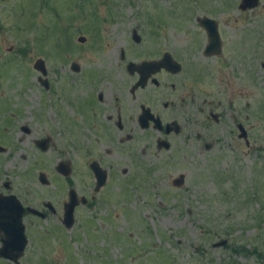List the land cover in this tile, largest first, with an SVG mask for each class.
<instances>
[{"label":"rangeland","instance_id":"374dc122","mask_svg":"<svg viewBox=\"0 0 264 264\" xmlns=\"http://www.w3.org/2000/svg\"><path fill=\"white\" fill-rule=\"evenodd\" d=\"M239 3L0 0V146L5 147L0 191L10 180L27 205L41 209L49 200L58 211L45 221L26 217L30 241L21 264H264V0L250 12H242ZM205 17L221 25L218 57L204 53L209 37L200 19ZM122 51L128 63L158 61L168 52L184 63L185 74L195 69L201 81L191 90L203 100L215 98L224 116L213 131L219 143L200 152L196 141L182 136L174 151L159 154L152 140L149 145L141 140L134 174L113 171L99 204L81 205L73 228L66 229L68 196H60L71 185L56 168L61 162L83 165L81 149L89 145L71 144L85 128L71 108L80 82L71 81L69 67L81 63L86 83L99 74L115 78L113 86L99 88L122 94L118 88L129 82L124 88L131 90L134 81ZM39 59L46 63L49 89L34 67ZM185 74L179 79L188 78ZM239 122L249 130L250 147L238 139ZM47 135L52 141L43 152L36 141ZM135 135L142 138L141 132ZM104 156L110 166L129 164L116 153ZM41 172L50 186L39 181ZM181 175L184 185L174 186ZM69 178L79 196L96 195L94 179L82 166ZM223 241L227 244L215 247ZM0 264L14 263L0 257Z\"/></svg>","mask_w":264,"mask_h":264},{"label":"flooded vegetation","instance_id":"af4514ba","mask_svg":"<svg viewBox=\"0 0 264 264\" xmlns=\"http://www.w3.org/2000/svg\"><path fill=\"white\" fill-rule=\"evenodd\" d=\"M241 3L242 0H240L239 9L242 12H250L256 10L260 6L261 0L256 8L247 10H242L240 8ZM211 20H213L217 25L221 40V50L218 54L212 56H207L205 54V56L218 57L223 53V39L220 34L221 25L216 19L213 18ZM200 26L204 27L201 22ZM249 39H252V36L246 37L242 44L244 43L247 45V41ZM206 47L204 53L206 51ZM166 54L169 53L166 52ZM164 56L162 59L152 63L162 61ZM121 60L126 63L127 72L134 76V78L131 79L132 81L134 80L131 84V90H126L124 88V86L129 82L123 83L120 86L121 88H118V90H123V92H125L122 94L116 93L117 88H108L106 90L99 88V85L109 86L111 84L113 86V84L117 83L115 78L106 76L108 78L102 79L103 75L99 74L97 75L98 77L95 82L86 83L85 78L87 77V74L84 72V66H82L81 63L72 61L69 67L70 73L68 76L70 77L71 81L75 86L76 81L80 82V88H76V91L71 98V108L75 115L82 116V120L78 122H81L82 126L85 128L83 134L75 138V141L72 140L71 144L73 147L77 146L79 148L81 141L84 142V140H87V143H89V145L85 146L84 149H81L84 150V156L86 158L83 165L78 164L77 166H82V170L87 171L93 177L94 191L96 195L79 196L77 191L73 188V182L69 181L71 179L69 176L76 172L77 166L75 165L73 168V163L68 162L67 165L70 168V175L66 177L59 172V163L56 171L64 176L66 178L65 180L71 185L67 195L64 197L60 196V198L63 199L68 196V202H65L63 205L64 214L66 204L71 202L72 191L75 193L77 202V206L74 211L75 215L77 209L81 205L92 206V204L96 202L99 204V200L102 198L103 190L107 186L108 178L110 179L111 175L117 173H113V171L119 169L123 175H128L130 172L134 174V157L137 159L136 151L138 150V144L141 142V140L143 142H147V145H149L150 140H152L153 147L157 148L156 151L159 154L174 151L176 140L182 136H189L188 140L196 141L199 144L200 152H202V147L206 152H209L214 148L215 145L219 143V140L216 137L214 138L213 131H215L214 126L224 123V116L217 110L215 98L211 99V101L210 99L203 100V94L198 95V93L193 92V90L197 89L198 82L201 81L198 75L195 73V69L192 68L188 74H185L187 67L184 65V63L177 62L173 58V60L178 63V65H180L179 72L169 71L168 69L162 67L157 69V71H153L149 78L143 83L141 82L142 73L137 69V67L142 63L139 64L137 59L134 60V72H130L129 65L131 63L126 62L125 52L123 56V51ZM184 74L188 78L184 77L180 80L179 77L183 76ZM76 76L79 77L77 80L75 79ZM188 84L191 86L189 87ZM191 87L194 89L191 90ZM192 109L195 110V113L192 112ZM191 112L194 116H196L195 119L194 117H189ZM198 113L201 114L200 117H198ZM234 119H236V117H234ZM236 124L238 130V133L236 132L238 139L243 141L247 147H250L249 130L246 128L244 123L239 122ZM136 128L139 132H141L142 138L140 139L135 135L136 133H139L138 131L135 132ZM22 130L29 133L28 128H23ZM46 139L50 140V147L52 138L50 135H47L46 137L36 141V145L39 149L40 147L38 146V142ZM101 147H107L106 151H101ZM147 148V146L143 148V156L147 155ZM4 151L5 147L0 146V154ZM104 153H116L118 157L126 158L129 164H126V166L124 165V168H122L123 166L121 167L120 165L112 164V166H110L106 164ZM98 172L106 173V182L102 187H100V189H98ZM132 178L133 179H131V181H134V176ZM177 179L173 181L174 186H183L185 183V177L183 184L180 186L176 183ZM49 183L50 182L48 180L47 184H42L48 186ZM3 185L5 190L0 191L2 193L0 196H16L18 201L25 208L26 212L23 218L25 227V219L28 216L45 221L49 218L50 214H57L58 211L56 210L53 202L49 200L42 202L41 209L29 206L21 201L18 195L12 190L10 180L3 181ZM29 208L36 210L42 215H38L32 211H29ZM26 236L28 238L27 228Z\"/></svg>","mask_w":264,"mask_h":264},{"label":"water","instance_id":"95a60500","mask_svg":"<svg viewBox=\"0 0 264 264\" xmlns=\"http://www.w3.org/2000/svg\"><path fill=\"white\" fill-rule=\"evenodd\" d=\"M4 1V0H2ZM260 3V0H242L240 8L242 10L256 8ZM201 24L206 28L209 36V44L206 47L205 54L207 56H212L220 53L221 50V40L218 33L216 23L209 19H200ZM134 40L136 42L141 41V37L135 31ZM79 42H86L85 37H81ZM124 56V51H123ZM35 69L42 73L39 78L45 88H49V83L44 77L47 76L46 63L43 59L37 60L34 65ZM166 68L169 71L179 72L180 65L176 63L170 54H166L164 59L160 62H144L137 67V69L142 73L141 82H145L153 71H157L160 68ZM130 72H134V64L129 65ZM49 139L42 140L38 142V146L42 151H47L49 148ZM58 170L64 176L68 177L70 175V168L66 163H60ZM98 177V189L102 187L106 182V173H97ZM40 181L43 184H47L48 180L44 173L40 174ZM184 182V176L177 179V185H182ZM71 202L65 206V214L63 219V224L67 229L73 228L75 224L74 211L77 206L75 193L72 191ZM29 211L42 215L34 209L29 208ZM26 210L23 205L18 201L16 196L2 197L0 196V234L2 247L0 249V257L13 262L14 264H20V259L24 256L25 250L29 244V239L26 236V227L23 222L24 214ZM227 242H219L215 244V247H222L226 245Z\"/></svg>","mask_w":264,"mask_h":264}]
</instances>
